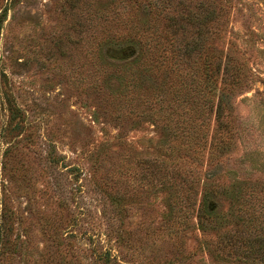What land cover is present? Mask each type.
Returning <instances> with one entry per match:
<instances>
[{
  "label": "rangeland",
  "instance_id": "1",
  "mask_svg": "<svg viewBox=\"0 0 264 264\" xmlns=\"http://www.w3.org/2000/svg\"><path fill=\"white\" fill-rule=\"evenodd\" d=\"M263 240L264 0H0V264H264Z\"/></svg>",
  "mask_w": 264,
  "mask_h": 264
},
{
  "label": "trees",
  "instance_id": "2",
  "mask_svg": "<svg viewBox=\"0 0 264 264\" xmlns=\"http://www.w3.org/2000/svg\"><path fill=\"white\" fill-rule=\"evenodd\" d=\"M226 59L224 61H217V63L215 64L214 70H213V75H216V77L222 76V79L220 80V85H223V76H227L230 72V67H229V62H225ZM231 74V73H230ZM217 95V100H216V106H215V116L217 121H219V117L222 114L223 108L225 106L224 103H226L225 99H224V95L223 93H221L220 89L217 91L216 93ZM218 123V122H217ZM202 196H201V200L198 206V210H197V220L200 224H203V222H205L208 219H211V210L208 208V199H207V195L204 197L203 191H202ZM262 255H264V240L262 241Z\"/></svg>",
  "mask_w": 264,
  "mask_h": 264
}]
</instances>
